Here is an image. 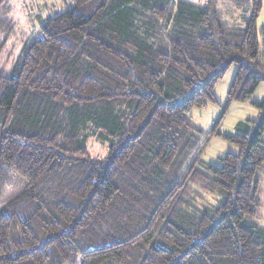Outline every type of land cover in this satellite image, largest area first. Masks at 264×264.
I'll return each mask as SVG.
<instances>
[{
	"label": "trees",
	"instance_id": "1",
	"mask_svg": "<svg viewBox=\"0 0 264 264\" xmlns=\"http://www.w3.org/2000/svg\"><path fill=\"white\" fill-rule=\"evenodd\" d=\"M71 2L0 65V196L25 182L0 206V264H264V100L216 133L238 149L218 166L192 160L207 133L190 117L231 65L227 105L264 82L263 0Z\"/></svg>",
	"mask_w": 264,
	"mask_h": 264
},
{
	"label": "rangeland",
	"instance_id": "2",
	"mask_svg": "<svg viewBox=\"0 0 264 264\" xmlns=\"http://www.w3.org/2000/svg\"><path fill=\"white\" fill-rule=\"evenodd\" d=\"M11 8L10 18L15 23L16 32L7 41L5 48L0 54V65L5 64V69H11V63L18 56L24 43H32L42 38L40 25L47 19L54 17L71 6V0H7ZM259 25H263L259 20ZM258 59L264 64V38H259ZM236 72V66L231 65L224 76L217 81L214 87V96L217 104L209 103L204 108H194L190 112L193 124L200 130L206 132L205 138L192 155V160L207 162L215 166L220 165V158L227 153H237V147L216 135H232L236 133L237 125L247 120L255 119L258 110L254 102L264 100V82L260 83L249 101L231 102L227 105V92ZM3 114L0 112V130L8 124L4 123ZM214 130L215 134L210 132ZM264 141V134H263ZM89 152L92 156H104L106 146L103 140L96 137L89 139ZM261 195L263 207L260 213L259 223L264 227V182ZM25 189V182L15 176L8 175L5 186L0 196V206H4L19 196ZM214 197L202 194V200L198 199L199 207L204 205H215Z\"/></svg>",
	"mask_w": 264,
	"mask_h": 264
},
{
	"label": "crops",
	"instance_id": "3",
	"mask_svg": "<svg viewBox=\"0 0 264 264\" xmlns=\"http://www.w3.org/2000/svg\"><path fill=\"white\" fill-rule=\"evenodd\" d=\"M259 20L262 21L263 25L264 26V0H263V8H262V11L260 13V17H259ZM259 20H258V23H259ZM261 25V24H260Z\"/></svg>",
	"mask_w": 264,
	"mask_h": 264
}]
</instances>
